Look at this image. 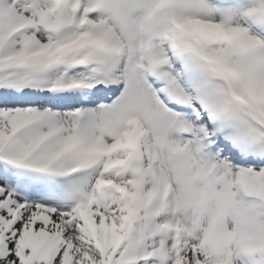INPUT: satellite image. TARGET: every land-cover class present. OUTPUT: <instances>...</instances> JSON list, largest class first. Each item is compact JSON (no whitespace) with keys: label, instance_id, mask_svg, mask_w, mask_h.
Listing matches in <instances>:
<instances>
[{"label":"snow or ice","instance_id":"6c2138e0","mask_svg":"<svg viewBox=\"0 0 264 264\" xmlns=\"http://www.w3.org/2000/svg\"><path fill=\"white\" fill-rule=\"evenodd\" d=\"M0 264H264V0H0Z\"/></svg>","mask_w":264,"mask_h":264}]
</instances>
